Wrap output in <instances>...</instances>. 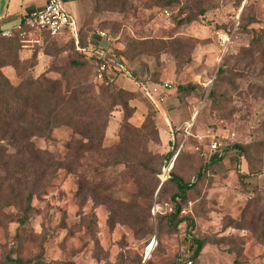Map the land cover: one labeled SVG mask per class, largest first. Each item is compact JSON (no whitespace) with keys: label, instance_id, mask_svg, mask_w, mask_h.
Listing matches in <instances>:
<instances>
[{"label":"rangeland","instance_id":"374dc122","mask_svg":"<svg viewBox=\"0 0 264 264\" xmlns=\"http://www.w3.org/2000/svg\"><path fill=\"white\" fill-rule=\"evenodd\" d=\"M81 1L87 10L84 39L104 31L108 49L130 76L171 85L154 102L116 66L107 70L112 83L135 93L133 126H141L147 112L153 114L160 140L144 141V158L173 148L174 154L168 163L139 166L123 151L79 150L73 140L79 138L67 126L34 138L52 159L41 153L38 163L0 167V261L10 254L40 255V264H178L192 255L199 239L204 245L195 264H264V243L256 233L229 226L243 210L264 207V56L239 54L251 38L241 29L245 23L248 30L264 33V0ZM189 5L205 12L184 23L180 12ZM220 34L228 40L221 43ZM0 36L21 44L20 62L1 68L14 86L41 74L62 79L72 72L70 61L80 56L89 61L87 77L100 80L91 58L96 46L84 54L68 34L52 37L29 25ZM179 84L193 89L178 91ZM122 118L115 106L103 145L118 139ZM212 141L220 149L211 150ZM236 143L244 146L239 162L230 150L209 164ZM169 167L193 184L180 201V216L191 222L184 220L177 229L165 218L176 193L168 178L162 180ZM27 203L31 209L25 213ZM24 214L22 227L18 219Z\"/></svg>","mask_w":264,"mask_h":264},{"label":"trees","instance_id":"16d2710c","mask_svg":"<svg viewBox=\"0 0 264 264\" xmlns=\"http://www.w3.org/2000/svg\"><path fill=\"white\" fill-rule=\"evenodd\" d=\"M245 8L244 6L243 9L245 10ZM183 12L184 15L180 20L184 23H189L195 19L196 14H204L205 10L199 8L198 11H195L189 5L186 9H182L180 13ZM250 22H253V20ZM24 25L22 24V26ZM242 28L251 34V38L249 46L242 48L239 54L252 57L254 52L261 51L263 53L262 56H264L263 31L248 30L246 23ZM39 29L52 37L68 34L72 44L80 51L82 50L84 54L86 53L87 43L85 39L87 37L85 39L82 37L84 30L82 31L81 28L78 29L77 43L68 29L56 34H51L44 28ZM20 48L21 44L16 37L5 38L0 36V155L6 157V159H0V167L6 166L10 162H13L16 166L18 164L38 163L40 162L39 155L41 153L45 154L47 160L52 159L48 153L37 147L34 138L47 137L58 126L71 128L73 134L79 138H73L79 150L96 149L104 151L109 149L117 152L123 151L131 154V157L136 160V164L139 166H146L150 162L161 165L163 162L168 163L170 161L174 154V148L164 155L152 154L144 158L146 151H141L143 148L145 150L144 141L149 140L151 136L153 140L159 141L158 129L156 128L153 114L150 112L145 114L141 126L136 127L130 123L129 120L136 111L135 106L130 103L135 97V93L122 87H117L112 83V79H109L107 70L114 66V62H121L112 51L98 48L96 54L92 55L95 57H91L96 64L95 78L98 80V76L101 74L98 81H92L87 77L89 70L86 73L84 71L88 67L89 61H87L86 57L80 56L70 61L72 72L67 71V74L64 72L62 79H52L45 74H41L37 77H28L14 86L1 72V68L8 64L17 65L20 62ZM101 66H104L103 70H100ZM77 73H80V75ZM130 78L141 85L145 84V80H139L134 73ZM62 80H64V83H62ZM148 80L157 83L150 77H148ZM177 87L178 91L193 89L180 84ZM209 96L212 98L213 94L211 93ZM115 106H118L123 114L122 122L118 127V139L110 145H103L109 115ZM69 147L70 143H67L66 149H69ZM230 150L236 151V160L239 162L244 154V146L236 143L224 147L220 154L212 159L209 164L221 161ZM116 161L118 162L119 159ZM54 162L59 164L55 160ZM202 169L204 168L199 170L197 177L201 176ZM155 172L158 174L159 170ZM12 174H9L8 177L12 176ZM240 176L241 178L242 176L245 177V174ZM167 182L175 185L176 193L172 196L174 200L173 211L168 213L165 218L168 219L173 229H177L178 225L184 220L191 222L189 218L180 216V201L186 200L187 192L192 188L193 184L184 181L172 172H169ZM164 184L163 182L159 192ZM155 186L156 184L153 186L154 189ZM31 196L29 193L27 196L28 201ZM107 197L108 199L111 198L110 195H107ZM177 198L179 201H176ZM10 204L6 203V206ZM30 209L31 206L27 203L24 209L25 213ZM1 213L2 210L0 209ZM18 220L21 226L24 227L27 220L26 214L19 217ZM229 226L251 229L264 243V207L261 211L246 212V210H243L239 218L236 220L231 219ZM195 243V249L191 255L194 263L202 250L204 241L196 239ZM40 262V255L22 259L21 257L8 254L4 260L0 261V264H40Z\"/></svg>","mask_w":264,"mask_h":264},{"label":"built area","instance_id":"2783aa9c","mask_svg":"<svg viewBox=\"0 0 264 264\" xmlns=\"http://www.w3.org/2000/svg\"><path fill=\"white\" fill-rule=\"evenodd\" d=\"M22 24L35 26L38 28H44L48 30L51 34H56L62 32L65 29H68L72 34L73 38L75 39V42L77 43L79 27L76 23L74 16L67 10L64 0H46V2L43 4V6L40 9L30 13L29 15H26L23 18ZM0 33L2 35H6L10 33V30H1ZM98 34L100 37L104 39L108 38V36L104 31H99ZM219 40L221 43H224L226 40H228V36L226 34H220ZM114 66H116L117 69L121 70V72L124 75L130 78L128 72L123 69L121 62L119 63L117 62ZM103 69L104 66H101L100 70ZM98 77L100 78L101 74H99ZM135 84L139 88L143 89L146 96H148L154 102L157 99H162V94L166 90L171 88V85L167 82L154 83L148 79L145 80L144 85H141L137 82H135ZM220 146H221L220 143L216 141H212L210 143L211 150L218 149ZM169 172H170V167L168 169L163 170L162 180L169 178ZM178 264H195V263L190 256L185 259H180Z\"/></svg>","mask_w":264,"mask_h":264},{"label":"crops","instance_id":"0c3cea01","mask_svg":"<svg viewBox=\"0 0 264 264\" xmlns=\"http://www.w3.org/2000/svg\"><path fill=\"white\" fill-rule=\"evenodd\" d=\"M64 1L67 10L74 16L78 27L81 28L84 25L85 14L87 12L85 5L81 0ZM45 2L46 0H0V31L16 29L19 26L21 27L23 18L40 9ZM97 34L98 32H92L89 34L86 39V49L96 46L101 50H109L106 40L97 37ZM120 75L124 74L121 73ZM120 79L121 78H119V80ZM130 80L132 81V79ZM133 83L135 84V82ZM136 87L139 88L137 85Z\"/></svg>","mask_w":264,"mask_h":264}]
</instances>
